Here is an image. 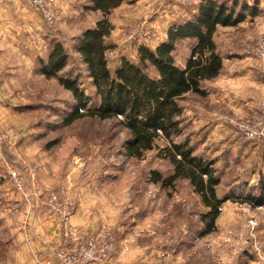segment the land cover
<instances>
[{"label":"rangeland","instance_id":"obj_1","mask_svg":"<svg viewBox=\"0 0 264 264\" xmlns=\"http://www.w3.org/2000/svg\"><path fill=\"white\" fill-rule=\"evenodd\" d=\"M6 1L9 0H0V4ZM219 1L232 6L235 0ZM200 2L124 0L110 16L114 30L107 39L111 45L107 53L112 54L108 59L112 71L123 58L136 62L141 45L156 48L166 38L169 26L192 19L197 14ZM254 2L238 0L237 10ZM29 5L47 28H62L64 38L53 39L63 43L70 55L69 65L62 73L79 76L83 90L90 97L89 107L95 109L100 104V98L74 46L75 37L101 19L100 12L88 10V0H57L60 20L49 26L30 1ZM258 6L260 18L257 23L244 24L242 21L238 28L217 32V39L223 55L235 58V62L245 56V62L262 69L264 61L253 50L264 39L261 0ZM133 26L150 29L152 40L144 43L126 38L124 32ZM191 45L188 40L178 43L175 51L177 65H184ZM43 50L33 48L30 58L34 61L25 65L26 70H15L12 78L6 77L0 82L8 91V94H0L4 106L8 107L6 114L9 121V125L0 126V130L7 135L4 157L25 179L26 192L34 194L31 205L26 204L23 194L10 182L7 166L2 160L0 174L8 178L9 188L29 209L36 202L43 205L41 202L45 201L49 192L63 186L76 206L72 224L84 236L107 228L108 234L115 240V264H264V208L258 206L247 210L244 206L247 202L244 192L248 194L256 187L259 172L262 171L260 168L264 167V137L247 139L235 125L229 123L249 125L255 131L263 127L258 119L261 118L260 106L264 102V84L255 89L254 101L258 103V108L254 113H210L222 126L217 130V141H212L208 156L214 160V168L221 179L217 193L227 201L220 208L216 229L205 233L201 217L207 208L188 180L179 179L172 187H162L151 181L154 170L165 176L172 172L170 163L160 158L157 150L145 153L142 159L128 157L125 145L129 135L117 120L101 121L87 117L66 124L76 107L75 100L57 79H48L42 73L40 60L46 61L49 56V51ZM204 101L205 98L193 93L180 101L183 134L177 138V141L188 139L195 146V153L200 155ZM11 135H15L16 139ZM227 136L231 138V144ZM158 145L163 147L166 143L160 141ZM8 153L16 159L9 158ZM41 158L50 166L48 173L55 172L50 190L35 184L37 162ZM78 212V219L84 224H75L73 218ZM60 232L58 242L62 240L61 227ZM5 254V247L0 245V264H6L8 258ZM48 255H53V252ZM34 262L37 264L36 255Z\"/></svg>","mask_w":264,"mask_h":264},{"label":"trees","instance_id":"obj_2","mask_svg":"<svg viewBox=\"0 0 264 264\" xmlns=\"http://www.w3.org/2000/svg\"><path fill=\"white\" fill-rule=\"evenodd\" d=\"M88 1V10L100 12L101 19L75 38L74 49L100 98L98 107H89L90 97L83 90L79 76L62 73L70 61L63 43L56 42L47 60H40L42 73L48 79H57L75 100L76 107L66 124L87 117L117 120L129 135L125 145L127 156L142 159L145 153L157 150L159 157L170 163L172 172L165 176L154 170L151 181L172 187L179 179L188 180L207 208L201 217L205 233L213 232L220 208L227 199L217 193L221 179L214 162L196 154L188 139L177 141L183 134L180 101L190 93L207 96L204 83L218 78L223 70V57L215 42L218 27L237 26L247 16L259 15V0L253 5H242L240 10H237L238 0L232 6L219 0H201L192 19L169 26L165 41L154 49L141 45L136 62L123 58L113 71L106 56L111 48L107 39L114 30L110 16L124 0ZM183 40L192 45L184 65L179 66L175 51ZM160 141L166 145L160 147ZM259 181V192L245 196L254 207L264 206V174H260Z\"/></svg>","mask_w":264,"mask_h":264},{"label":"crops","instance_id":"obj_3","mask_svg":"<svg viewBox=\"0 0 264 264\" xmlns=\"http://www.w3.org/2000/svg\"><path fill=\"white\" fill-rule=\"evenodd\" d=\"M9 1L0 4V82L5 81L6 77L12 78L15 70H26L25 65L34 61L30 56L33 55L30 53L33 52L31 51L33 48L39 51L47 49L49 55L53 50V43H56L53 39L64 38V32L60 26L56 30H51L40 22L28 0ZM262 8H264V0H261ZM259 18L258 15L248 16L243 23H257ZM238 26L234 28L219 26L217 32L227 28L235 29ZM166 38L162 39L161 43ZM215 42L223 57V70L219 78L204 83L207 96L204 97L205 101L202 104V157L213 162L214 160L208 156L210 155V145L213 143L212 141H217V130L222 124L210 113L212 111L232 112L241 115H244L245 112L254 113L258 108V103L254 101L255 89L264 84L263 67L261 69L260 66L248 64L245 62V56L239 62H235V58L223 55L217 33ZM262 73L263 75H260ZM4 87L5 85L0 83V94H8ZM6 109L8 110L7 105L4 106L0 99V126L2 127L9 125ZM190 125L194 126V124ZM13 138L16 139V136L14 135ZM230 139L227 136L229 144L232 143ZM8 157L12 160L16 159L10 153H8ZM21 164L20 162V167ZM37 164L38 174L35 184L50 190L55 172L48 173L50 166L42 158ZM23 170L28 173L26 168ZM260 170L262 171L259 172V175L264 174V167H261ZM9 184L8 178L0 174V245L6 249L5 256L8 258L6 264H35V255L44 256L53 252L55 244L61 237L59 221L54 217H46L40 202L34 203L33 208L29 209V206L27 207L21 198L13 193ZM255 186L249 192H259L260 181ZM244 193L247 194V192ZM79 216V212L74 216L75 224H84V221L82 223L79 221Z\"/></svg>","mask_w":264,"mask_h":264},{"label":"built area","instance_id":"obj_4","mask_svg":"<svg viewBox=\"0 0 264 264\" xmlns=\"http://www.w3.org/2000/svg\"><path fill=\"white\" fill-rule=\"evenodd\" d=\"M31 4L40 12L45 23L54 26L60 20V13L57 8V0H29ZM128 39H138L144 43L152 40L153 34L150 29L143 27H130L124 32ZM255 54L261 61H264V39L259 41L253 48ZM110 54V55H109ZM112 54H106L110 59ZM261 118L258 122L263 125L258 130H253L251 126L242 123H229L235 125L247 139L264 137V102L260 106ZM254 122V121H251ZM7 142V135L0 130V160L7 166L8 178L14 188L23 194L26 204L31 205L32 193H27L25 179L20 172L10 165L4 157V148ZM69 194L63 186L53 189L48 193L45 201L42 202L43 214L46 217H54L59 221V226L63 232L62 240L54 246L53 255H36L37 264H115L113 261L115 248L114 238L108 234L107 228L103 227L94 232L91 236L80 234L71 220L76 211L74 202L69 198ZM247 210H251L254 205L245 202ZM258 208H264L260 206ZM259 250V249H258Z\"/></svg>","mask_w":264,"mask_h":264}]
</instances>
